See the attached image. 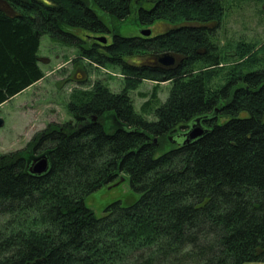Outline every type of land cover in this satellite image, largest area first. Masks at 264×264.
Wrapping results in <instances>:
<instances>
[{"label":"trees","instance_id":"obj_1","mask_svg":"<svg viewBox=\"0 0 264 264\" xmlns=\"http://www.w3.org/2000/svg\"><path fill=\"white\" fill-rule=\"evenodd\" d=\"M226 11V0H0V105L44 77V35L76 47L74 63L122 75L117 92L99 79L73 88L69 120L0 153V264L264 261V54L237 42L239 62L220 66ZM131 14L171 27L123 36L108 26ZM164 53L173 66L159 62ZM144 81L156 85L137 111L131 92ZM196 118L204 133L185 142ZM42 154L47 171L30 173ZM122 174L138 199L95 216L85 197Z\"/></svg>","mask_w":264,"mask_h":264},{"label":"rangeland","instance_id":"obj_2","mask_svg":"<svg viewBox=\"0 0 264 264\" xmlns=\"http://www.w3.org/2000/svg\"><path fill=\"white\" fill-rule=\"evenodd\" d=\"M226 5L227 11L216 29L221 50L230 54L222 63L224 70L239 62L238 56L233 53L237 42H250L254 45L253 50L257 56L264 54V0H226ZM213 25L214 23H208V26ZM108 26L115 28V31L123 36L140 35L143 29H149L152 35H155L171 27L161 21L149 27L140 25L133 14L122 23H108ZM75 34L84 40L89 35L82 31H75ZM98 36L109 40L111 33ZM77 52L76 47L54 41L47 35L41 37L38 54L44 77L0 106V117L4 119V125L0 127V153L24 148L33 135L50 122L61 123L69 120L66 104L73 88H89L93 81L99 79L111 91H119L122 75L117 67L97 68L86 60L79 64L74 63ZM155 85L154 81H144L131 92L137 111L146 100L141 94H149ZM157 86V96L163 102L168 95L170 84L163 82ZM138 197L139 194L130 186L129 176L122 174L114 182L88 194L84 202L95 216L100 217L106 205L115 201L129 205ZM243 264H264V261H248Z\"/></svg>","mask_w":264,"mask_h":264},{"label":"water","instance_id":"obj_3","mask_svg":"<svg viewBox=\"0 0 264 264\" xmlns=\"http://www.w3.org/2000/svg\"><path fill=\"white\" fill-rule=\"evenodd\" d=\"M149 29H143L141 30V34L144 36L150 35ZM96 40L99 42H106L105 37H96ZM175 57L169 53H164L160 58L159 62L165 66H173L175 64ZM95 119V118H93ZM4 125V119L0 117V127ZM204 133V128L200 124L199 118L194 119L192 124L190 125V128L187 130V132L184 134L185 142H189L190 140H195L196 138L200 137ZM28 171L35 175L43 174L48 169V156L45 154L39 155L34 157L29 163H28Z\"/></svg>","mask_w":264,"mask_h":264},{"label":"flooded vegetation","instance_id":"obj_4","mask_svg":"<svg viewBox=\"0 0 264 264\" xmlns=\"http://www.w3.org/2000/svg\"><path fill=\"white\" fill-rule=\"evenodd\" d=\"M150 35H152V33H150ZM150 35H148V36H150ZM140 36H144V35H142L141 33H140ZM223 64H220V66H222Z\"/></svg>","mask_w":264,"mask_h":264},{"label":"crops","instance_id":"obj_5","mask_svg":"<svg viewBox=\"0 0 264 264\" xmlns=\"http://www.w3.org/2000/svg\"><path fill=\"white\" fill-rule=\"evenodd\" d=\"M10 101V99L8 100V101H5L4 103H2L0 106H2L3 104H5V103H7V102H9Z\"/></svg>","mask_w":264,"mask_h":264}]
</instances>
